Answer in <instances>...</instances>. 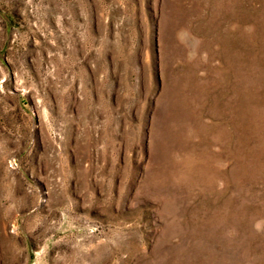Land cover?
<instances>
[{
  "label": "rangeland",
  "instance_id": "obj_1",
  "mask_svg": "<svg viewBox=\"0 0 264 264\" xmlns=\"http://www.w3.org/2000/svg\"><path fill=\"white\" fill-rule=\"evenodd\" d=\"M0 264H264V0H0Z\"/></svg>",
  "mask_w": 264,
  "mask_h": 264
}]
</instances>
